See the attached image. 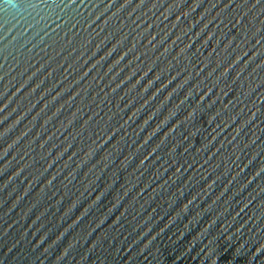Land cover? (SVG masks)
I'll use <instances>...</instances> for the list:
<instances>
[{
  "label": "water",
  "instance_id": "95a60500",
  "mask_svg": "<svg viewBox=\"0 0 264 264\" xmlns=\"http://www.w3.org/2000/svg\"><path fill=\"white\" fill-rule=\"evenodd\" d=\"M0 264H264V0H0Z\"/></svg>",
  "mask_w": 264,
  "mask_h": 264
}]
</instances>
